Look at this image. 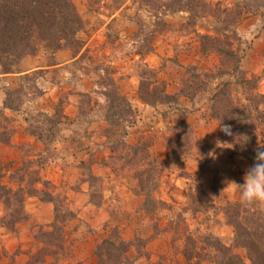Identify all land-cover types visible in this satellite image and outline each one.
Masks as SVG:
<instances>
[{"label": "rangeland", "instance_id": "1", "mask_svg": "<svg viewBox=\"0 0 264 264\" xmlns=\"http://www.w3.org/2000/svg\"><path fill=\"white\" fill-rule=\"evenodd\" d=\"M74 4L85 22L84 30L79 33L85 43L103 26L106 36L104 43L95 46L94 53L86 52L79 59L90 60L88 64L92 66L85 67L86 71H93L96 92L90 99L80 97L79 121L76 124L88 127L91 123L89 111H101L104 117L107 111L122 110L124 121L113 118L104 129L98 131L100 137L107 136L113 130L122 132L127 124L126 119H130L133 113L128 110L126 103L112 107L110 98L103 92L115 90L127 98L123 93L124 86L119 83L123 77H133L138 85L137 96L143 102L145 101L141 96L148 98L150 102L161 99L163 90L175 96V100L167 103H147L161 104L159 112L163 121L155 130L150 127L145 129L146 132L132 143L127 140L128 131L125 140L130 145H135L134 149L125 148L123 138L118 134L112 139L116 147L112 151L116 158L114 161H118L117 167L121 168V173L136 192H148L146 202L150 208L148 226L141 228L140 236L136 239L127 241L128 249L119 264H135L141 256L144 260L146 256L149 257L145 248L147 240L150 233L161 231L159 222L163 217L169 219V251L156 261L145 260V264H177V254L180 251L185 256L186 264H216V255L219 253L210 245L209 235H217L223 242L232 245L235 233L231 225L226 230L219 227L221 217L225 216V204L234 202L221 197L227 176L223 174V170H216L219 160H225L231 152L238 153V142L233 136L234 124L231 126L228 123L233 122L236 116L248 114V111H243L245 105H248L253 109V127L258 129L262 126L258 113L260 110L264 112V98L258 94H264V0H74ZM188 5L192 6L193 11H188ZM117 11H120L118 15H123V20L110 22L106 26L109 16ZM117 29L122 30L123 35L119 36ZM205 34L219 38L223 48H233L235 56H221L208 48L204 50L201 35ZM158 48L163 56L158 66L151 67L145 60V54L155 53ZM40 52H47L51 59L52 54L44 48L38 51ZM183 52L188 56L181 59ZM136 53L141 56L135 57ZM238 61L240 68L235 69ZM82 63L83 61H79L78 65L83 66ZM0 67L3 71L1 65ZM33 84V81L23 77L21 91L12 93L8 104L22 105L28 98H36L39 93ZM169 84L173 86L172 92L168 91ZM29 93L32 95L29 96ZM127 100L136 110L133 103L128 98ZM256 106L259 110H255ZM199 108L212 111L213 116L220 121V126H228L232 135H226L220 127L214 143L207 144L199 140L195 127L185 119L187 111ZM3 111L0 109V138L10 142L15 131V117L8 116ZM33 111L40 110L34 108ZM51 117L55 119L54 116ZM135 117L137 124V112ZM58 123L50 124L40 113H36L30 122L29 131L43 141L45 150H49L48 154H43L47 155L46 158H31L35 154L33 146L21 145L15 149L0 146V182L11 188L12 192L17 191L10 204L5 203L4 197L0 196V264L22 263L16 259L21 249L10 253L6 245L18 236L20 223L28 220L25 195L35 187L34 180L38 175L41 177L39 172L42 164L49 160ZM147 123L151 125L152 122ZM87 127L84 129L85 133H88ZM259 133L258 143L264 141V128ZM107 139L110 142L108 136ZM160 142L166 146V149L161 150L169 152V161L165 163L157 159L155 146ZM242 155L245 156L243 153ZM190 156L201 157L203 168L216 170L212 186L207 190L191 189L188 200L184 203L160 199L159 189L162 181H165L163 178L167 165L170 170L175 171L180 168L178 163ZM25 166L27 169H24ZM90 178L94 188L91 198L98 202L101 198L100 183L96 177L90 175ZM167 183H171V178L167 179ZM45 186L42 196L54 200L55 218L47 226L31 225L33 228L35 226V241L29 248L28 263L77 264L73 257V241L67 239L64 231L65 222L75 216L70 217L72 209L63 192L54 193L55 189L49 183H45ZM253 206L264 212V205ZM64 219L67 220L62 222ZM109 239L115 242V246L120 245L121 239L124 240L118 228L113 230ZM185 249L190 251V261L185 255ZM234 250L250 264L244 248L237 247ZM100 251L111 254L113 258L119 256L121 248L117 250L107 243ZM110 260H98L96 264H114Z\"/></svg>", "mask_w": 264, "mask_h": 264}, {"label": "crops", "instance_id": "2", "mask_svg": "<svg viewBox=\"0 0 264 264\" xmlns=\"http://www.w3.org/2000/svg\"><path fill=\"white\" fill-rule=\"evenodd\" d=\"M119 13L120 11H117L109 16L106 26L110 22L123 20V15H118ZM104 28L103 26L93 33L77 53L63 48L56 51L50 59L47 52H40L21 58L18 69L13 72H3L0 67V107L5 104L6 90L21 87L23 77L29 73L40 71L35 82L42 91L36 98H28L19 110L4 109V114L15 117V131L11 141L5 142L0 138V146L4 149H15L21 145L33 146L35 154L31 155V158L35 159L48 154L49 150H45L43 141L29 131V125L36 113L42 112L56 117L57 108L62 107L60 111L62 121L55 129L56 134L50 147L49 160L40 168V180L35 182L34 188L38 192L27 195L25 199L28 220L20 223L21 229L18 236L6 245L10 253L18 248L21 249L16 256V259L22 262L21 264H30L28 263L29 248L35 241V226L33 228L31 225L47 226L55 218L54 200L42 196L46 189V182L53 185L54 193L63 192L68 205L75 212V217L65 222L64 231L67 239L73 241L75 248L73 257L77 264H96L99 260L96 254L98 246L104 239L111 236L115 228H118L124 240L131 241L140 236L141 228L148 226L149 212L144 208L145 194L136 192L131 187L126 176L121 173V168L117 167L118 161H114L116 158L113 157L107 136L99 135L98 131L107 126L101 111H89L91 123L88 127L86 126L88 133L84 131L86 127L76 124L79 121L81 94L91 93L93 96L96 88L93 71L88 72L85 67V65L92 66L88 64L90 60L79 59L86 52L94 53L95 46L105 42ZM117 32L119 36L124 33L120 29H117ZM140 56L141 54H135V57ZM162 56L158 48L155 53L145 54V60L151 67H156ZM186 56L188 54L183 52L180 57L182 59ZM79 61H83V66L78 65ZM119 83L124 86L123 93L137 108L138 123L130 127L127 135L128 142L132 143L146 132L145 129L155 130L161 120L163 121L159 112L161 104L150 105L139 99L138 85L133 77H123ZM172 87V84H169V92H172ZM30 95L32 94L29 93ZM34 108L40 111H33ZM185 119L188 124L195 127L199 140L207 144L215 142L221 126L212 111L204 108L187 111ZM149 121L152 122L151 125L147 123ZM165 147L162 142L155 146L157 159L161 160V163L169 161V152L165 153L161 150ZM43 157L46 158L47 155ZM178 164L180 168L175 171L170 170L168 165L166 167L163 178L165 181H162L158 194V197L164 201L184 203L188 200L191 189H209L214 182V171L220 169L227 176L221 197L227 201H239L237 186L227 187V182L235 181L237 184H243L245 172L250 167L249 160L235 152H231L225 160H219L216 170L203 168L199 156L187 157ZM90 175L96 177L100 183L101 198L98 202L91 198L94 188ZM169 178L171 183H167ZM168 224L169 219L163 217L159 222L161 231L156 234L150 233L145 246L150 258L146 256V262L156 261L169 251L171 234L167 229ZM219 227L223 230L230 228L224 215L221 217ZM177 259L179 261L177 264H186L185 256L181 251L178 252ZM145 260L141 256L135 264H145Z\"/></svg>", "mask_w": 264, "mask_h": 264}, {"label": "trees", "instance_id": "3", "mask_svg": "<svg viewBox=\"0 0 264 264\" xmlns=\"http://www.w3.org/2000/svg\"><path fill=\"white\" fill-rule=\"evenodd\" d=\"M191 7V5H188L189 12L193 11ZM84 28L85 22L79 14L74 0H0V65L2 66L3 72H13L17 70L21 58L26 55H35L41 48H44L52 55L57 50L63 48L71 49L73 53L79 52L85 44V40L79 36V33L83 31ZM201 37L203 39L202 48L204 50L208 48L221 56H235L234 49L223 48V46L220 45L221 40L219 38L217 39L215 36L209 34L201 35ZM239 63L240 61L236 63L235 69L240 68ZM39 74L40 71H36L25 75L24 78L33 81V86L38 90V93L41 94L42 91L38 89L35 83ZM20 89L21 87L7 89L5 104L0 109L4 110L8 108L10 110H19L21 105L12 106L8 104V101H11V94L20 92ZM94 92H96V88ZM103 94L110 98L112 107L126 103L128 104V110L133 113L130 119H126L127 124L122 132L113 130L112 133L109 132L107 134L108 138L111 139L110 145L112 150L114 151L116 148L112 139H114V135L117 134L123 138L122 144L125 148L129 150L131 148L134 149L135 145L127 143L125 137L128 134L129 128L136 123V110L129 104L124 95L115 90H105ZM258 95L264 98V94ZM81 96L89 97L90 99L92 94L82 93ZM141 97L146 103L150 104L156 103L157 101L167 103L170 100H175L173 94L167 93L164 90L163 97L153 102H150L151 100H148V98ZM61 109L62 107L57 108L56 111L58 116L56 115V117H54L55 119L42 112H40V115L45 116L46 121L50 124H57L62 120ZM255 110H259V107L256 106ZM243 111H248V114L234 117L233 122L228 123V125L232 126L234 124L233 136L238 142L236 151L241 154L243 153L248 158L251 167L255 163L256 149L259 145L258 135L260 134V129L264 128V112L260 110L258 113L262 128L258 127L257 129L253 127L252 123L254 119L251 117V111H253V109L245 105ZM104 118L107 122H110L113 118L120 121H124L125 119L122 110L107 111ZM118 143L121 144V141H118ZM44 165L45 163L42 164V166ZM24 169H27L26 166ZM37 180H40L39 175L34 181ZM11 190V188L6 187L5 184L0 182V196L4 197V202L7 204H10L13 195L17 193V191L12 192ZM35 192L38 191L36 188H33L32 191L27 192V195ZM144 193L146 196L144 208L149 212L150 208L146 202L148 192ZM223 212L226 216L227 224L233 226L235 233L232 238V245L223 242L217 235H209V239L211 240L210 245L219 253V255H216L217 259H215V263L247 264L244 258L234 250L240 247L247 251V258L250 264H264V212L259 208H255L253 205L242 206L240 201L226 203ZM73 216H75V213L71 210L70 217ZM67 219H64L62 222ZM107 243L117 248V250L121 248L119 256H114L112 258V256H110L111 254L100 251L104 244ZM119 244L120 245L115 246L114 241H111L109 238L104 239L96 251L99 260L108 262L112 259L114 264L121 263L122 260L120 259L128 249V242L121 239ZM104 255L106 258L105 260L103 258ZM185 255L190 261L192 257L188 249H185Z\"/></svg>", "mask_w": 264, "mask_h": 264}, {"label": "clouds", "instance_id": "4", "mask_svg": "<svg viewBox=\"0 0 264 264\" xmlns=\"http://www.w3.org/2000/svg\"><path fill=\"white\" fill-rule=\"evenodd\" d=\"M221 130L226 135H232L228 126H221ZM227 184V187L237 186L242 206L264 205V141L260 142L256 149L255 163L245 172L244 183L228 181Z\"/></svg>", "mask_w": 264, "mask_h": 264}]
</instances>
